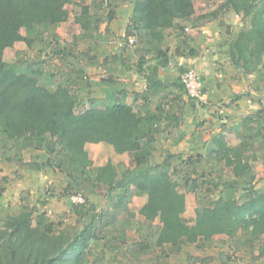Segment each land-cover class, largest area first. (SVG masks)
Here are the masks:
<instances>
[{
  "label": "trees",
  "instance_id": "obj_1",
  "mask_svg": "<svg viewBox=\"0 0 264 264\" xmlns=\"http://www.w3.org/2000/svg\"><path fill=\"white\" fill-rule=\"evenodd\" d=\"M71 4L79 6L74 20L81 35L64 41L57 32L41 30L67 22ZM116 5L117 0H99L92 11L90 4L75 0H0V161L63 173L64 195L99 186L107 197L101 210L73 203L74 223L52 218L25 196L18 205L7 206V215L0 219V264H115L106 257V249L129 257L130 264H142L132 262V256L157 253L156 259L143 264H158L189 243L200 249L222 248V264L247 256L259 259L264 255V186L258 187L253 176L242 195L233 194L250 177L251 160L258 152L264 159V102L260 100L259 110L243 119L239 144L230 145L220 135L210 155L166 151L160 162L152 161L166 111L162 103L156 111L151 104L153 95L166 85L158 76L168 52L163 30L183 29L194 20L195 0H134L127 33L137 35L140 42L136 69L146 88L134 94L142 102L133 106L117 99L101 107L94 105L97 98L89 97L84 106L80 81L88 77L86 64L97 56L90 49L80 50L78 41L95 38L100 24L112 21ZM107 8L110 11L102 13ZM229 13L242 22L231 42L232 59L246 67L251 58L264 53V0H223L201 18L212 21ZM126 38L101 64L112 60L117 67L125 60ZM19 41L34 49V55L17 51L14 60H6V50ZM153 51L163 59L153 63V56L147 58ZM103 79L113 81L110 76ZM89 143L109 144L118 154H130L132 163L110 160L96 165L87 150ZM27 150L42 151L46 158L26 161ZM203 158L209 164L207 172L197 168ZM228 170L235 176L230 182L224 179ZM9 180L8 175L0 177V197ZM187 192L196 197L192 221L185 217ZM134 196L146 197L138 212L131 206ZM3 207L0 204V210ZM130 231L138 236L130 239ZM188 258L202 264L213 259L192 254Z\"/></svg>",
  "mask_w": 264,
  "mask_h": 264
},
{
  "label": "crops",
  "instance_id": "obj_2",
  "mask_svg": "<svg viewBox=\"0 0 264 264\" xmlns=\"http://www.w3.org/2000/svg\"><path fill=\"white\" fill-rule=\"evenodd\" d=\"M128 21L130 23V20ZM102 23H106L108 28L104 31L103 38H109V34L115 35V33L118 36L121 34V37L125 36L122 24L116 26L114 33L110 26L111 22ZM187 28L188 30H186ZM241 29L242 22H187L183 29L167 28L163 30L165 34L164 48L167 47L168 52L165 64L159 65L158 76L166 85L160 93L153 95L151 104L153 103V110L156 111L162 103L168 111L162 112L161 131L157 133L153 157L156 153L161 155L166 151L210 155L216 148L214 139L220 135L230 145L239 144V132L243 129L239 115L246 113L244 107H247V104L259 109L261 107L259 99L262 100L264 97V53L251 58L246 67L235 64L232 59L231 42ZM108 40L106 39V41ZM121 41L120 38L118 43L120 44ZM113 53L115 51L105 52L102 50L99 55H101V59L107 56L111 58ZM152 56L153 63L163 59L156 51L147 55V58L150 59ZM123 58L125 60L117 67L112 60L104 65L94 66L93 63L89 67L90 75L98 72L102 74L103 78L106 77V74L113 78V81L102 78L99 83L98 77L90 76L89 79L87 77V81H91L95 86L100 84L102 89L108 91L107 95H110L112 103L108 102L107 105L118 100L133 106L142 102L134 94L142 92L146 88L143 76L136 69L138 55L136 52L125 50ZM187 68H193L199 73L206 92L204 102L195 99H193L195 103L191 101L181 86L180 74ZM231 98H234L233 102L223 104ZM234 107L238 109L237 115H235L238 118H235V123L232 122L234 119L229 123L223 113L236 114ZM204 108L209 112H206ZM202 111L205 112L198 116V113ZM174 113L177 114V117ZM253 113L249 116H253ZM175 130L178 133H175ZM251 164L252 171L249 174V180L253 176L255 177L252 160ZM197 165H203V161ZM232 177L235 178L234 175ZM224 194L228 196V191ZM233 196L235 195L233 194ZM205 253H208V249H200L191 243L185 244L180 252L172 254L170 259H166V264H200L199 262L190 263L187 257L189 254L203 257ZM158 264H162V261H159ZM255 264H264V258Z\"/></svg>",
  "mask_w": 264,
  "mask_h": 264
},
{
  "label": "rangeland",
  "instance_id": "obj_3",
  "mask_svg": "<svg viewBox=\"0 0 264 264\" xmlns=\"http://www.w3.org/2000/svg\"><path fill=\"white\" fill-rule=\"evenodd\" d=\"M79 3H88L91 5L92 11H96L94 8V4H96L99 0H75ZM223 0H195V7H196V14L194 16L193 22H241L240 16L235 17L233 13L229 14H221L219 15L218 19H214L212 21H207L204 18H201L202 15H204L206 12H211L219 7V4ZM133 3L134 0H117V5L114 8V17L110 23V26H112L111 29L113 31L115 30L116 26L119 24L123 25V31L125 32V36L128 38L130 35H128V25L130 20V16L133 9ZM69 9L71 11L70 18L67 22H63L56 26H48V27H41V30L50 32H57L58 35H60L61 39L64 41H71L74 40V36H79L83 33V30L81 29L80 25L75 22L74 15L77 10H79V6L75 4L69 5ZM110 11V8L105 9L102 11V13L107 14ZM191 21V22H192ZM127 24V25H126ZM107 25L106 23H101L100 28L97 32V36L95 38H84L78 41V48L80 50H88L90 49V53L94 54L96 56H99L96 58L93 62H89L86 64L88 79L91 77H98V82H100V79H102V74L94 73L89 74V67L93 64L95 65H102L101 64V55H99V52L103 51H117L121 46L118 43V40L122 38L121 34L119 36L115 33L109 34V38H103L104 31H106ZM187 30V29H186ZM21 32L23 35L26 33V29L22 28ZM137 36V35H136ZM106 39H109L106 41ZM126 44V43H124ZM136 44H138L136 46ZM126 50H130V52H135L136 49L140 47V42L137 41L134 44H126L125 45ZM21 51L23 52L24 56H32L34 55L35 50L30 49L26 47V44L24 41H19L16 43V45L13 48H8L5 53V58L8 61H12L16 58V52ZM94 51V52H93ZM53 68V67H52ZM56 70V69H54ZM96 70V69H95ZM97 71V70H96ZM53 72V70L48 71V76L50 77V74ZM57 72V71H56ZM106 77L108 75L106 74ZM49 79V78H48ZM55 79L56 82L59 81V74L56 73ZM90 82V83H89ZM96 82V83H98ZM91 81H87V78L80 81V97L82 98V102L84 106L88 105V99L90 98H97V103L94 105H98L101 107H104L107 105V103H112V100L110 99V95H107L108 91H105V89H102L103 87L99 85L91 84ZM94 86V87H93ZM253 95V94H252ZM251 95V96H252ZM256 95V94H254ZM257 96V95H256ZM108 97V98H107ZM234 98L229 99L225 103H231L233 102ZM261 99H259L260 101ZM258 101V102H259ZM264 102V97L262 100ZM250 104H247V107H244L246 113L240 114V123L242 125V121L244 117H249V114L256 113L258 108L250 107ZM204 107V106H203ZM153 108V103H152ZM236 114H226L223 113V116L227 118V122L230 123V120L235 123V118H238L237 108H233ZM206 112H209V110H206ZM259 110V109H258ZM205 111H202L201 113H198V116H201ZM254 113L252 115H254ZM218 114V113H217ZM238 121V119H237ZM250 124H254L253 122H250ZM241 129L240 131H242ZM175 133H178L177 130H175ZM240 141V138H238ZM87 150L90 154V157L93 159L94 163L96 165H102L105 164L108 161H114V162H124L127 165H130L132 163V157L128 153L124 154H118L115 152L113 147L109 144L105 143H89L87 144ZM166 150V149H165ZM34 156H38L40 161L45 160V153L42 151H36V150H27L25 152V160L29 161L34 158ZM165 154L157 155V153L152 156V161L154 162H160L164 158ZM154 159V160H153ZM203 165H197L198 170L207 172L209 170V164L206 162L205 158H203ZM253 166H254V172H255V182L258 187L264 186V159L261 156V152H258L257 157L252 160ZM178 161H175L177 163ZM208 164V167L206 165ZM16 170H20L21 176L19 177L16 174ZM8 175L10 178V182L6 184V190L0 197V204H2L3 209L0 210V219H4V217L7 215V208L15 205H18L19 203L23 202V197H27L28 201H30L33 204H36L40 206L41 209H45L48 211L50 216L54 219H65V222L68 223H74L76 219V215H74L70 210L72 208L73 203H85L87 206H91V204L97 206V210H101L102 207H104L107 204V197L105 195V189L99 186H86L84 190H82L79 193H76L74 195H64V188L66 186V177L63 173L59 171H53L47 168H44L40 171H32L28 168V166H22L18 167L17 164L14 163H5L0 161V177ZM249 178V177H248ZM247 178V180H244L242 182V186H240V189L236 190L234 192V195L237 197L239 194L242 195L244 192V187H247L250 184V180ZM224 179L227 182H230L231 180H234L232 177L230 170L225 172ZM225 193V192H224ZM187 208L185 212V217H187L190 221H192L196 216V197L194 193L187 192ZM146 201L145 196H134L133 201L131 203V206L133 210L138 212L139 208L144 204ZM8 206V207H7ZM138 217V216H137ZM140 217V216H139ZM138 234L134 231L129 232V238H135ZM196 247V245L194 244ZM223 250L220 247H211L208 248V253L203 254V257L200 258L208 259L209 257H213L212 260L206 261L203 264H222L221 259L219 257V252ZM125 252V249L123 250ZM106 257L108 259H114L115 264H130L129 257H126L122 254H117L116 250H105ZM153 254L154 259H156L157 253L152 254H138L135 256H132L133 261L136 263L143 264L144 262L153 261ZM175 254V253H173ZM172 255V254H171ZM170 257V256H169ZM169 257L161 258L159 261H162V264H166V259H170ZM189 257V256H188ZM187 259L189 260V258ZM215 258V259H214ZM264 258V255L261 256L259 259L251 260L249 256L245 260H236L232 261L230 264H255L257 261ZM158 261V262H159ZM164 262V263H163ZM201 261H196L193 263Z\"/></svg>",
  "mask_w": 264,
  "mask_h": 264
},
{
  "label": "built area",
  "instance_id": "obj_4",
  "mask_svg": "<svg viewBox=\"0 0 264 264\" xmlns=\"http://www.w3.org/2000/svg\"><path fill=\"white\" fill-rule=\"evenodd\" d=\"M126 39L129 44H134L137 41V36L130 35ZM180 81L189 97L199 102H204L206 100V92L203 82L201 81L199 73L195 69L187 68L183 70L180 74Z\"/></svg>",
  "mask_w": 264,
  "mask_h": 264
}]
</instances>
